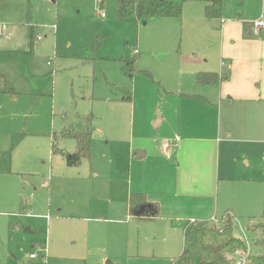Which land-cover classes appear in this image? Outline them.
Here are the masks:
<instances>
[{
	"label": "rangeland",
	"instance_id": "obj_1",
	"mask_svg": "<svg viewBox=\"0 0 264 264\" xmlns=\"http://www.w3.org/2000/svg\"><path fill=\"white\" fill-rule=\"evenodd\" d=\"M116 2L33 0L31 23L34 36L38 33L41 39L35 38L32 52H10L22 40L10 32L8 39L0 36V73L13 89L6 92L0 76V165L4 152L11 158L10 171L0 172V264L41 263V257H29L38 255L40 245H45L46 264L115 259L126 240L123 209L129 167L136 187L143 183L141 168L132 162L142 158L132 153L143 150L146 156L158 149L168 156L170 147L179 144L178 136L183 156L197 162L191 176L213 200V212L215 197L221 202L214 216L220 220L225 211L222 201L240 209L234 233L246 243L241 254L248 264L249 255L264 254L259 243L264 237V129L238 131L229 139L216 130H193L203 118L218 122L220 112L203 100L195 80L205 66L188 59L196 53L195 41L199 57H209L207 67H219L221 27L195 24L196 10L185 13L184 8L181 20L123 22L117 18ZM122 57H136L132 76ZM90 113L96 127L91 159L66 169L62 157L52 153L48 134L67 122L85 126ZM157 117L162 123L156 129ZM187 140L194 142L183 143ZM58 209L61 215L55 216ZM95 217L101 219L92 220ZM150 240L147 246L164 251L162 238ZM179 251L173 252L176 257ZM175 256H142L141 262L171 264ZM233 258L237 264L239 256Z\"/></svg>",
	"mask_w": 264,
	"mask_h": 264
},
{
	"label": "crops",
	"instance_id": "obj_2",
	"mask_svg": "<svg viewBox=\"0 0 264 264\" xmlns=\"http://www.w3.org/2000/svg\"><path fill=\"white\" fill-rule=\"evenodd\" d=\"M195 2L198 4L193 5L192 3ZM32 3L33 0H0V24H7L5 34L0 36L7 38L10 32V35L14 34L22 40L18 49L13 48L10 52L19 51L21 48L29 49L28 52L31 51L29 42L25 39L28 37L29 27H33L31 23L33 22ZM204 6L203 1H188L183 8L185 13L186 9L196 10L195 24H218V27H221L218 48L221 64H219V67H207L209 57L207 59L202 58V56L199 57L196 48L200 45L195 41L193 42V49L196 53L192 52V56L189 54L192 58L188 60H192L198 65H201L199 62L201 61L205 67H202L200 71L215 72L218 75L219 81L215 84L198 85L200 86L202 98H206L204 101L212 108L218 107L220 117L218 122L209 117L197 120V126L193 130L197 133L216 130L222 134L223 139L224 137L229 139L232 134L238 131L262 130L264 129V29L259 34H253L250 25L256 19H264V0H223L222 15L218 19L206 18L204 16ZM172 18L181 20L182 15L180 17H160L151 19V21L163 20L160 22L165 23L167 21L164 19ZM245 23L248 24V28L244 27ZM0 52L4 51L0 49ZM0 76L3 78L4 84L6 81L9 83L4 74L0 73ZM123 100L126 99L123 98ZM205 109H207L206 112L210 111V108ZM71 123L67 122L61 130L48 134L52 139V153L55 151L54 154L62 157L66 169L83 165V159L74 166L66 163L65 155L76 150V142L75 139L62 137L60 134L64 129L74 127ZM161 123L162 119L157 117L153 121L154 128L157 129ZM79 124L81 122L76 125ZM132 135V129H130L128 133L130 141H132ZM178 138L179 141L182 140L181 136H178ZM179 141L176 147H170L168 156L157 149V151L153 150L148 155L146 154L141 160L132 161L135 166L141 168L140 179L143 183L140 184V187L142 188L136 187L133 169L129 167L126 179L128 184L127 203L123 209L128 218V222L123 224L126 227L124 233L126 237L125 244L117 250L115 259L111 257V260H107L103 264H143L141 262L142 256L151 260L165 256L166 259L171 260L173 256L178 254L173 253L175 250H180L181 253L184 248L183 229L188 221L216 218L214 212H218L221 202L218 203V198L215 197L216 206L213 212V208H211L213 200L209 201L206 198L204 188L200 187L198 189L199 181L191 176L197 162L189 155L183 156L181 152L182 145ZM121 142L123 143V141ZM190 142L194 141L187 140L183 143ZM55 146L56 149H54ZM133 149V145L127 149L126 154L129 159L131 157L128 153ZM90 159L86 160L90 161ZM132 162L129 161V165ZM216 169H218V172L221 169L219 159ZM222 177L224 176L222 175ZM136 192L144 193L149 202L158 203V215L136 216L128 212L129 195ZM222 206L223 210L225 208V211L228 210L233 214L236 222L238 218L236 211H240V209H237L234 205L227 207L223 201ZM60 211L58 209L55 216L61 215ZM108 211L111 212L110 209ZM96 219L100 220L101 218L95 217L92 220ZM25 232L32 233L27 227H25ZM235 235L237 236L236 233ZM152 236L160 237L163 242H166L162 253L153 249L152 244L146 245L151 241ZM104 258L106 256L103 257V260ZM44 264H46V259Z\"/></svg>",
	"mask_w": 264,
	"mask_h": 264
},
{
	"label": "trees",
	"instance_id": "obj_3",
	"mask_svg": "<svg viewBox=\"0 0 264 264\" xmlns=\"http://www.w3.org/2000/svg\"><path fill=\"white\" fill-rule=\"evenodd\" d=\"M103 0H99L102 4ZM187 1H203L204 16L209 19H218L222 15L223 0H117V18L123 22L145 24L151 19L160 17H180L182 15L183 4ZM251 26V25H250ZM248 28V24H244ZM34 27H29L28 38L29 47L32 50L35 36ZM252 31V28H251ZM98 41L94 46L98 48ZM95 47V48H96ZM136 57H122L123 67L132 76L135 71L133 66ZM144 72L147 76L151 75ZM219 77L215 72H197L195 80L198 84H215ZM4 90L13 93L12 88L6 81ZM206 100V98H203ZM94 115L90 113L85 120L86 125L79 124L78 127L64 129L60 136L75 139L76 150L71 154H66V163L70 166L77 165L82 159H90L93 145V132L96 129ZM15 140V142H17ZM55 149V148H54ZM133 157L140 159L144 157V151L136 150ZM0 172L10 171V152L2 154ZM128 212L136 216H156L159 213L158 203L149 202L144 193H131L128 200ZM221 225L217 227L209 220L188 221L183 229L184 248L175 257L171 264H233V255L236 250L246 251L247 246L244 240L234 233V216L230 211H225L220 218ZM264 229V222L260 225ZM264 247V237L259 240ZM248 264H264V254L249 255ZM41 264V263H40Z\"/></svg>",
	"mask_w": 264,
	"mask_h": 264
},
{
	"label": "built area",
	"instance_id": "obj_4",
	"mask_svg": "<svg viewBox=\"0 0 264 264\" xmlns=\"http://www.w3.org/2000/svg\"><path fill=\"white\" fill-rule=\"evenodd\" d=\"M97 1L99 2V0H97ZM99 15L102 18L105 17V14L102 11V9L99 10ZM251 28H252L253 34H259L264 29V19L259 18V19L252 21L251 22ZM6 30H7V26L5 24H0V35L5 34ZM35 37H36V39L41 38L40 34H38V33L35 35ZM191 221H194V220H191ZM209 221L214 223L217 227H219L221 225L220 220H218L216 218H211V220H209ZM37 252H38V255L32 253L29 255V257L32 259H36L37 257H41V263L44 264L45 259H46L45 245H40L37 248ZM241 253H242L241 250H236L234 253V255L239 256V258L237 259V262H236L237 264H245L246 263V260L244 259L243 255Z\"/></svg>",
	"mask_w": 264,
	"mask_h": 264
}]
</instances>
